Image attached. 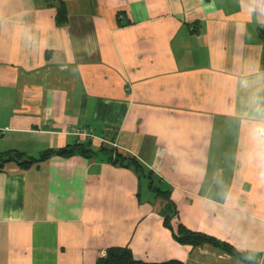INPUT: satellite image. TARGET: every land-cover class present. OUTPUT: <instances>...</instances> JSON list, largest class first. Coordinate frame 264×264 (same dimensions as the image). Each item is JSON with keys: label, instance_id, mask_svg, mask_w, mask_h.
Returning <instances> with one entry per match:
<instances>
[{"label": "crops", "instance_id": "obj_1", "mask_svg": "<svg viewBox=\"0 0 264 264\" xmlns=\"http://www.w3.org/2000/svg\"><path fill=\"white\" fill-rule=\"evenodd\" d=\"M76 143L0 168V264H260L264 0H0V153Z\"/></svg>", "mask_w": 264, "mask_h": 264}, {"label": "trees", "instance_id": "obj_2", "mask_svg": "<svg viewBox=\"0 0 264 264\" xmlns=\"http://www.w3.org/2000/svg\"><path fill=\"white\" fill-rule=\"evenodd\" d=\"M63 9V7H62ZM59 17H64V12H60ZM95 153L92 149L87 147L83 143H76L74 145H68L63 148H59L56 150H46L42 152L37 158L30 157L23 155L17 151H6L0 153V168L8 162H15L21 168H26L32 164L39 163L40 161L45 160L46 158L50 157L51 155H57L60 157H70L74 154H80L84 156H90L91 154ZM116 161L118 163L123 164L124 158L118 155L116 157ZM132 164L134 168L138 171L141 175L142 168L137 162L131 159L128 164ZM151 176V173L149 172ZM153 181L150 180V185H152ZM160 192V193H159ZM158 193L164 197H168L166 192L158 191ZM169 207H173L170 203ZM173 212L169 213L168 208L164 211V223H166L170 229L172 230L174 238L182 244H189L192 246H200L203 244H209L222 250L226 251L227 253L231 254L234 257L242 259V253H239L232 245L228 244L227 242L221 241L214 236L199 232V231H192L186 228L179 222L170 223L171 218L173 217ZM246 263H251L250 261H245ZM95 264H183L181 261L178 260H167L162 262H144L141 260H137L134 258L131 251L126 247H116L112 246L106 249L104 256L99 257L96 259Z\"/></svg>", "mask_w": 264, "mask_h": 264}, {"label": "built area", "instance_id": "obj_3", "mask_svg": "<svg viewBox=\"0 0 264 264\" xmlns=\"http://www.w3.org/2000/svg\"><path fill=\"white\" fill-rule=\"evenodd\" d=\"M72 130L75 134L79 136L87 135L86 131H84L83 129L73 128Z\"/></svg>", "mask_w": 264, "mask_h": 264}, {"label": "water", "instance_id": "obj_4", "mask_svg": "<svg viewBox=\"0 0 264 264\" xmlns=\"http://www.w3.org/2000/svg\"><path fill=\"white\" fill-rule=\"evenodd\" d=\"M260 264H264V255H263V257H262V259L260 261Z\"/></svg>", "mask_w": 264, "mask_h": 264}]
</instances>
